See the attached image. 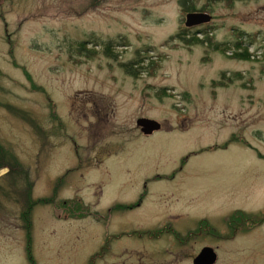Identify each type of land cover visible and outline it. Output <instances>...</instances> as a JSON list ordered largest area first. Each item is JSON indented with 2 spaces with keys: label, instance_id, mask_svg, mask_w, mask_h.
<instances>
[{
  "label": "rangeland",
  "instance_id": "obj_1",
  "mask_svg": "<svg viewBox=\"0 0 264 264\" xmlns=\"http://www.w3.org/2000/svg\"><path fill=\"white\" fill-rule=\"evenodd\" d=\"M195 1L209 23L187 26L180 0H0V264H31L28 200L48 199L27 213L36 264H89L107 222L204 216L227 232L264 211V0ZM140 117L162 128L145 135ZM141 193L142 209L98 217ZM129 238L96 264H193L205 244L216 264H264V223L184 246Z\"/></svg>",
  "mask_w": 264,
  "mask_h": 264
},
{
  "label": "flooded vegetation",
  "instance_id": "obj_2",
  "mask_svg": "<svg viewBox=\"0 0 264 264\" xmlns=\"http://www.w3.org/2000/svg\"><path fill=\"white\" fill-rule=\"evenodd\" d=\"M182 169V167H181ZM145 193H141V197L137 199L135 202L130 203H123L118 202L115 203L107 208V216L106 213H99L98 217L100 219H105L106 221H109L111 214L113 211H117L119 213H123L122 211L128 212L129 210L134 211L136 209H142L146 206L144 196ZM148 205V204H147ZM149 206V205H148ZM85 207V206H84ZM149 208V207H148ZM85 212L87 211V215H93V212L89 210V207H85ZM151 211V210H149ZM118 213V214H119ZM210 219L202 216L199 219L198 226L194 229H184L180 230L177 228L176 223H178L181 220H178L176 222H169L167 224H164L162 226H152L148 228V224H145L143 228L136 227L135 229H121L118 225L116 226V229L110 230L109 229V222L103 224L106 226L105 230V236L101 240V244L99 248L90 256L89 264H96V261H106L107 260V254L108 252L113 249V246L116 244L115 242H120L124 238H129L131 236H136L137 239H162L165 235L172 236L177 243H179L181 246H184L191 242L193 239H201L203 237L205 238H212L215 240H235L237 237V234L239 232H242L243 230H236V226L229 222V229L227 232H220L217 229H215L214 225H212L209 222ZM151 225V224H150ZM127 227V226H126ZM247 232V231H243ZM130 239V238H129ZM136 239V238H135ZM112 247V248H111ZM117 247V244H116ZM119 247V246H118ZM212 248L213 251L216 253L217 258L215 263L216 264L219 257H220V251L217 248V246H213L212 244H205L203 246H200L198 251L192 256V262L195 264V258L201 253V251L204 248ZM121 250H124L123 253L120 255L121 258L130 255L133 251L130 250L129 246H125L123 248H120ZM165 254L169 252V248H164ZM138 254V253H137ZM145 259V258H144ZM142 263V262H141Z\"/></svg>",
  "mask_w": 264,
  "mask_h": 264
},
{
  "label": "trees",
  "instance_id": "obj_3",
  "mask_svg": "<svg viewBox=\"0 0 264 264\" xmlns=\"http://www.w3.org/2000/svg\"><path fill=\"white\" fill-rule=\"evenodd\" d=\"M208 2H219V1H227V2H233L234 0H207ZM181 2V5H182V8L185 12H191V11H196L197 10V7H196V1L195 0H180ZM183 35H181V33L177 34L174 36L175 37H179V38H184V40L186 41H192L194 39L196 40H203V39H200L198 38L196 35H193L192 37H190V39H188V37L184 34H187L185 31L182 32ZM85 45V43H81V46L83 48V46ZM111 44L110 45H107V51H106V54L107 55H110L111 54ZM90 52H92V50H89ZM247 53L245 54H239L241 57H248L250 54L248 53V51H246ZM236 55V54H235ZM237 56V55H236ZM132 68H128V70H131ZM231 80V79H230ZM228 145V143L225 144V147ZM1 151L7 155V153L4 152V149L1 147ZM12 157V160H15L16 157L13 158L14 155H11ZM17 160V159H16ZM14 162V161H13ZM12 163V162H11ZM19 165L18 162L16 163H12L11 167L13 165ZM14 167V166H13ZM15 168V167H14ZM51 201L52 199L49 198ZM30 201L29 202V205H28V210H26V212H24V218H25V221H26V228H27V240H28V243H27V253H28V256H29V259L31 261V264H36L35 263V260L33 258V255L31 253V233H30V229H31V220L29 218V215L27 213H29L32 208L36 205V203H38L39 201H43V202H46L48 201V199H39L37 201H33V200H28ZM27 201V202H28ZM53 202V201H52ZM63 206L62 207H59L60 209L62 208H68V213L70 215H73L75 216L76 215H80L81 217L85 216V207L84 205L82 206V211L79 210V207H80V204L77 205V206H72L71 204H65V202H63ZM74 211L75 214L72 212ZM79 216V217H80ZM229 222H231L232 224H234L236 226V230H243V231H248L252 228H254L255 226H258V225H261L264 223V211L261 212L260 214H254V213H247L243 210H238L236 211L234 214H232L229 218Z\"/></svg>",
  "mask_w": 264,
  "mask_h": 264
},
{
  "label": "water",
  "instance_id": "obj_4",
  "mask_svg": "<svg viewBox=\"0 0 264 264\" xmlns=\"http://www.w3.org/2000/svg\"><path fill=\"white\" fill-rule=\"evenodd\" d=\"M212 20V15L203 11H191L186 14L185 24L193 26L203 23H209ZM137 125L145 135L152 134L162 128L159 121L147 117L137 119ZM217 258L216 253L212 248H204L201 253L195 258V264H213Z\"/></svg>",
  "mask_w": 264,
  "mask_h": 264
}]
</instances>
